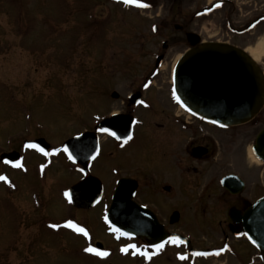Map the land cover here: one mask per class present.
I'll return each mask as SVG.
<instances>
[{"label":"rangeland","instance_id":"rangeland-1","mask_svg":"<svg viewBox=\"0 0 264 264\" xmlns=\"http://www.w3.org/2000/svg\"><path fill=\"white\" fill-rule=\"evenodd\" d=\"M122 1L0 0V152L7 148L18 151L24 140L37 139L44 140L52 149L85 129H92L98 118L122 110V101H125L130 85L149 71L146 67L148 55L152 46L158 42L153 40L149 28L156 14L147 9H135V3L132 10L126 9ZM244 3L246 9L256 8L254 1L246 0ZM245 17L242 19H247ZM249 22L246 20L237 26H246ZM211 24L205 25L200 31L207 38L220 31ZM160 27L167 35L174 32L173 28L167 30L165 26ZM252 32L255 35L259 33L257 48L263 40L262 30L255 27ZM263 60L261 57L258 63ZM165 76L151 94V99L164 107L167 105V95L162 88L167 86ZM112 92L119 93V100L111 98ZM141 117L142 120H148L149 114L142 112ZM260 118H264V110ZM136 135L138 139H146L148 136L145 127L138 128ZM148 143V139L146 144L138 140L120 152L103 139L102 156L93 164L91 175L103 182L104 200L96 210L75 213L65 207L67 205L62 198L64 190L79 183V165L71 164L62 154L50 156L48 152L44 157L34 153L26 154L25 166L30 172L29 176H22V170L12 172L20 186L19 198L23 201H18L19 206L12 212L7 213L4 206L0 216V264H96L85 258V245L80 238L69 233L54 236L56 233H49L43 224L65 223V220L69 221L75 215L71 219L88 224L96 234L95 239L101 240V230L104 229L101 218L103 220L110 206L117 177L123 175L135 176L142 183V195L146 201L153 194L158 196L150 199L157 202V198H162L160 203L167 205V199L154 190L159 185L151 180L154 176L152 174L163 181L173 180L176 176L156 171L157 168L143 167L140 154L143 148H151ZM239 144V141L233 144L226 139L217 158H212V163L208 165L199 166V174H183V177L195 178L193 182L185 178L189 187L187 183L184 186L179 181L181 188L186 187L182 191L185 193L182 196L183 203L191 193L198 196L202 187L213 177L212 185H209L205 195L206 204L211 205L218 198H224L218 181L223 172L232 171L241 173L249 184L248 191L252 192V196H257V188L264 185V168L251 170L250 167L256 165L248 150L237 151L234 146ZM170 148L179 157H184L178 140L177 146ZM144 160L147 161L146 158ZM113 166H117L115 168L120 170L119 173L114 174L111 169ZM45 167L48 168L44 171ZM145 182L152 186L145 185ZM188 190L189 195L186 194ZM18 194L8 197L3 193L1 198H10V202L14 203ZM30 194L31 202L28 200ZM182 198L179 197L178 201ZM33 199L42 203V206L45 204V207L39 205L43 209L34 211ZM188 211L191 213V210ZM187 220L188 217L183 218L172 229L184 231L192 240L194 248L215 251L217 256L223 255V258L206 262L193 261L192 258L183 261L180 258L183 256L181 249L176 250L180 261L177 263L173 260L175 251L172 249L164 256L167 263L159 261L155 264H236L233 256L226 253L229 247L223 248L220 240L221 228L218 224L219 220H224L222 216L210 218V222H214L213 226L202 222V229L187 226ZM233 247L245 261L249 257L262 255L244 241ZM116 260L118 257L113 264H118Z\"/></svg>","mask_w":264,"mask_h":264},{"label":"flooded vegetation","instance_id":"flooded-vegetation-1","mask_svg":"<svg viewBox=\"0 0 264 264\" xmlns=\"http://www.w3.org/2000/svg\"><path fill=\"white\" fill-rule=\"evenodd\" d=\"M244 1L246 0H141L140 3L149 6L140 7L136 4L137 6L134 7L135 9H147L149 12L156 14L155 21L149 25L153 40H158L157 45L152 46L151 53L148 55L149 61L147 62L146 67L149 68V71H146V74L139 76V81H135V83L130 85V91L126 94L125 101H122V110L113 113L111 112L102 118H98L95 120L92 129H85L78 135L92 133V135H97L99 137V156L95 161L90 163L88 168L89 174L92 172L93 164L102 156L103 139L106 142L109 141L113 148L120 152L129 148L131 144L134 145L138 140L146 144L148 139V144H151L149 147L154 150L151 148H143V153L140 154L141 157H143V167H151L152 169L157 168L156 171L164 172L167 175H171V177L176 176L173 179L175 183H173V180H159V178L155 176L156 174H152L154 176H152L151 180L154 181V183L158 182L159 185V187H154V190H156L160 196L167 199V205L164 202L160 203L162 198H157V202L153 200L155 196H158H153V194H151L149 200L146 201L142 195L143 185L135 176L123 175L117 177L116 187L122 179L136 182V204L144 208L146 213L153 214L159 225L169 234H180L189 239V236L185 234L184 231L172 229L175 225L179 224L183 218L188 217L187 226L193 225L202 229V222L208 223L209 226H213L214 222H210V218L212 216H222L224 220H219L218 226L221 228L220 240L223 242V248H226V246L229 247L226 248V253L233 256L236 264H264L263 255L249 257L247 258L248 261H245V259L242 258V255L237 253L233 247L234 244L244 241L248 243L252 249L256 250L245 236L241 235L243 232V225L238 222V218L243 216L254 203L264 197V185L261 184L257 188L258 193L257 196L254 197L252 196V192L248 191L249 184L241 173L237 171L228 173L223 172V175L220 176L218 181V185L222 190L221 194L224 198H218L216 202L208 205L205 202V195L207 194L209 185H212L214 177L202 187L203 190L198 196L194 195L195 193H191L192 197L190 196L186 198L184 203L182 196L185 195V193H182V191L186 190V187L181 188L179 184V181L181 180L182 184L186 186L185 183L187 182L185 181V178L187 176L183 177L185 176L183 174H190L191 172L199 174L200 171H198V169L200 165H208L212 158L216 159L224 146L226 139L233 144L237 141L240 142L238 146H234L237 151H249V149L252 151L260 133L264 131V118H260V114L264 110V107L261 112L250 121L239 125L229 126L225 124H213L205 117L186 110L180 105L174 96L175 83L173 74L180 58L188 51L197 49L200 44L213 43L227 44L239 48L249 54V48H255L257 45L256 39H259V33L255 35V32H252V29L255 27L261 28L262 41H264V0H251L252 2L254 1V5L256 6V8L253 9H246ZM112 2H114V0H112ZM122 4L126 9H133V4H128L124 1H122ZM244 16H247L245 17L247 19L243 20L242 18ZM246 20L250 21L246 26H237ZM210 24L215 25V29L220 31L217 32L215 36H209L207 38L200 31L205 28V25ZM160 26H165L167 30H172L171 28H173L174 32L167 35V33L161 30ZM220 36L222 38H218ZM203 37H205V39ZM198 40L199 43L195 45ZM176 58L179 59L176 60ZM262 58L264 59V55ZM257 65L264 73V60ZM165 74V77L167 78V86H163L162 88L164 89L163 93L167 95V105L164 107L163 104L159 106L155 103L153 99H151V94L155 91L158 83ZM114 94H116V96H114ZM119 97V93H111V98L115 101L119 100ZM141 101H143V103H140ZM142 112L149 114L148 120H142ZM108 117L113 118L112 122L108 125V133H104L101 131L100 124ZM140 127H145L146 134L148 135L146 139L137 138V129ZM113 132L116 133L115 136L112 135ZM129 136H131V139L127 140L125 143V138ZM117 137H119V139ZM177 140L181 144V150L183 151L184 157H179V155L175 154L171 148L169 149V147L173 145L177 146ZM31 143V140H24L18 151L14 148H7L0 152V175L7 176L8 180L11 181V183L0 181V216L2 215L4 206L7 208V213L8 211L12 212L19 206L18 201L21 202L22 200L20 199L21 197L19 198L20 194H18L20 186L18 182L15 181V178H13L14 176L12 175V172L22 170V176H29L30 172H28L27 167L25 166L26 154L34 153L37 156H47L45 155V152L27 146ZM155 143L156 145L154 146L153 144ZM61 147L62 145H57L52 147V149L49 147V150L47 151V153L49 152L48 155L56 156L62 154L66 159V156L61 151ZM13 154H18L19 159L10 164L8 161H12L10 156ZM144 158H146L147 161H145ZM17 162L25 167H17ZM258 163L261 166L256 165L255 167H250V169L254 170L259 167L264 168V163H260L259 161ZM229 166L231 165L229 164ZM115 167L117 166H113L111 169L114 174H117L120 170ZM47 168L48 167H45L44 171ZM77 168L81 177L79 181L80 183L86 178L84 174L85 169L81 166H77ZM81 169L84 171L81 172ZM187 178L192 182L195 180V178L191 176ZM259 181L257 184H259ZM146 184L147 186H152L145 182V185ZM187 185L188 187L190 186L188 183ZM115 190L116 188L114 189V192ZM189 190L190 192L192 191L190 188ZM189 190L186 193L187 195H189ZM3 193L8 195V197H13V195L18 194L15 197L16 202H10V198H1V194ZM65 193H67V190L63 191L64 198H62L65 205H67L65 207L70 208L74 213L76 211L96 210L104 200L103 194L102 200L95 207L90 209H79L73 207ZM179 197L182 198L180 201H178ZM24 200L27 201V199ZM28 200L31 202V194ZM33 200L32 205L34 211L41 210L43 209L41 207H45V204L42 206V203H39L35 199ZM160 204H162V206ZM39 205H41V207H38ZM188 210H191V213H189ZM74 216L75 215L71 216V218ZM204 216H207V218L203 219ZM147 217L148 216L144 219L146 222L148 221ZM175 217H177L178 220L173 222ZM71 218L69 220L87 229L89 237H85L83 234L66 227L65 224L67 220H65V223L63 221L61 224H57L60 225L59 228L51 227L48 222L47 225H43L49 233H56L54 236H58V234L62 233H69L75 238H80L85 245L83 247L84 249L92 246L103 252H107L108 255L99 256L95 253L86 252L84 250L83 254L85 255V258L95 261L96 264H113L116 257H118V260H116L118 264H155L159 261L165 263L167 260L164 256L172 249L175 251L173 260L177 263L180 261L177 258L178 252H176V250L181 249L183 250L182 255L185 257L182 259L183 261H189L192 258L193 261L206 262L209 260L218 261L223 258V255L217 256L215 251L208 249L198 250L194 248L192 246V240H190L188 245H185L184 243L169 242L166 243L163 248L158 250L147 238L123 237L113 228L105 224V222L102 221V218L101 221L104 225V229L101 230L100 237L101 240H103H96V234L88 224H84L83 222ZM194 218L195 220L192 221ZM207 219L209 220L206 221ZM116 243L118 245L115 248ZM131 245H136L137 247L132 248ZM125 247H128L127 252L122 251ZM145 251L148 252V256L143 255V252ZM195 251H202L205 252V254L195 256ZM123 260H125V262ZM192 264H196V262ZM226 264H228V262Z\"/></svg>","mask_w":264,"mask_h":264},{"label":"water","instance_id":"water-1","mask_svg":"<svg viewBox=\"0 0 264 264\" xmlns=\"http://www.w3.org/2000/svg\"><path fill=\"white\" fill-rule=\"evenodd\" d=\"M198 43L199 40L195 45ZM175 83L180 102L213 123L243 124L257 116L264 107L263 72L243 50L229 45L201 44L187 52L177 67ZM110 122L111 119L105 120L102 126L108 127ZM36 144L43 149L49 147L42 139ZM65 148L67 154L70 152L74 157L70 158L71 161L83 165L87 172L88 162L98 154V140L88 133L67 141ZM252 151L255 158L264 163V131ZM10 157L16 160L18 154ZM136 189V182L120 181L106 221L123 233L149 239L151 244L163 242L168 237L185 240L181 236L169 235L153 214L146 213L134 202ZM69 193L75 207L90 209L101 200L103 184L98 178L89 176L73 186ZM146 216L147 222L144 220ZM177 220L175 217L173 222ZM238 222L243 225L242 234L264 254V198L253 204Z\"/></svg>","mask_w":264,"mask_h":264},{"label":"snow or ice","instance_id":"snow-or-ice-1","mask_svg":"<svg viewBox=\"0 0 264 264\" xmlns=\"http://www.w3.org/2000/svg\"><path fill=\"white\" fill-rule=\"evenodd\" d=\"M124 2H125V3H128V4H133V3H135V4H138V6H140V7H148V6H149V5H147V4L140 3V0H124ZM177 99L179 100V97H177ZM140 103H143V101H141ZM101 131H108V129H101ZM112 135L115 136L116 133L113 132ZM117 138L119 139V137H117ZM130 139H131V136L126 137V138H125V143L127 142V140H130ZM27 146H28V147H31V148H39L40 151L45 152V150H44L43 148H40L39 145H36V144H29V145H27ZM57 151H58V150H57ZM64 151H65V152H68V149L65 148ZM47 154H48V153L45 152V155H47ZM68 154H69V158L74 159V157H72V155H71L70 152H69ZM8 163L11 164V163H13V161H8ZM16 166H17V167H23V165H22V164H19L18 162L16 163ZM80 171L83 172L84 170L81 169ZM0 181H4V182H7V183H11V181L8 180V177H7V176H3V175H0ZM65 195L68 196L69 201H71V199H72L71 194H70V193H65ZM65 226L68 227V228L74 229L76 232L83 234L85 237H89V233H88L87 229L81 227L80 225L74 223V222L71 221V220L67 221L66 224H65ZM51 227H53V228H59L60 225L53 224V225H51ZM116 231H120V230H119V229H116ZM123 235H129V234H128V233H123ZM169 242H170V243H184L179 237H170L169 240L166 241L165 243H169ZM131 247H132V248H136L137 246H136V245H131ZM154 247H155L156 249L159 250V249H161V248L164 247V244H163V243H161V244H157V245H155ZM84 250H85L86 252H92V253H95L96 255H99V256H106V255H108L107 252H103V251H101L100 249H98V248H94V247H92V246H89V247L85 248ZM122 251L127 252V251H128V247L123 248ZM143 255H144V256H148L149 254H148V252L145 251V252H143ZM180 258H181V259H184L185 257H184V256H181Z\"/></svg>","mask_w":264,"mask_h":264},{"label":"bare ground","instance_id":"bare-ground-1","mask_svg":"<svg viewBox=\"0 0 264 264\" xmlns=\"http://www.w3.org/2000/svg\"><path fill=\"white\" fill-rule=\"evenodd\" d=\"M248 53L251 55V57L255 60V61H259L260 58L264 55V41H262L260 43V45L257 47V48H250L248 50ZM179 58H176V60H178ZM249 155H250V158L252 160V162L255 164V165H260L258 163V161L254 158L252 152L249 150ZM261 166V165H260Z\"/></svg>","mask_w":264,"mask_h":264}]
</instances>
